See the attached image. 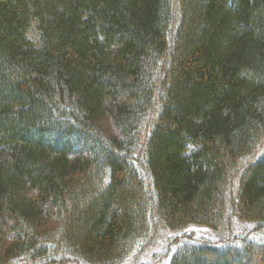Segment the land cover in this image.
I'll list each match as a JSON object with an SVG mask.
<instances>
[{"label":"trees","instance_id":"16d2710c","mask_svg":"<svg viewBox=\"0 0 264 264\" xmlns=\"http://www.w3.org/2000/svg\"><path fill=\"white\" fill-rule=\"evenodd\" d=\"M235 216L264 235V0H0V264H152L158 227L264 264Z\"/></svg>","mask_w":264,"mask_h":264},{"label":"rangeland","instance_id":"374dc122","mask_svg":"<svg viewBox=\"0 0 264 264\" xmlns=\"http://www.w3.org/2000/svg\"><path fill=\"white\" fill-rule=\"evenodd\" d=\"M156 228V227H155ZM196 229L195 235L191 236V240H197V239H209L211 242H217L219 239H225L223 238L222 233H213L212 231L201 229V228H194ZM230 235H239V237H244L246 240H249L250 242H255L256 244H264V235L260 233L254 232V228H252V225L246 224L241 222L236 216L230 218ZM156 234L153 235L151 240L147 242V247H143L141 251L139 252L140 255H138V258L140 257V262L142 263H149L152 262V264H167L172 256L174 247L170 246V239L172 238L178 239L181 235L177 232H171L169 229H166L164 227H158L156 228ZM261 231V230H260ZM193 232H190V234ZM189 234V235H190ZM175 235V236H174ZM180 235V236H179ZM243 235V236H242ZM165 256V260L161 262V258Z\"/></svg>","mask_w":264,"mask_h":264}]
</instances>
